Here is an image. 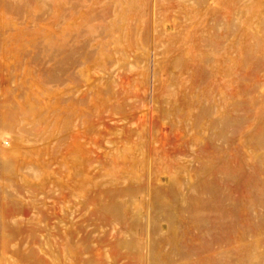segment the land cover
I'll list each match as a JSON object with an SVG mask.
<instances>
[{
  "label": "rangeland",
  "instance_id": "1",
  "mask_svg": "<svg viewBox=\"0 0 264 264\" xmlns=\"http://www.w3.org/2000/svg\"><path fill=\"white\" fill-rule=\"evenodd\" d=\"M0 264H264V0H0Z\"/></svg>",
  "mask_w": 264,
  "mask_h": 264
}]
</instances>
